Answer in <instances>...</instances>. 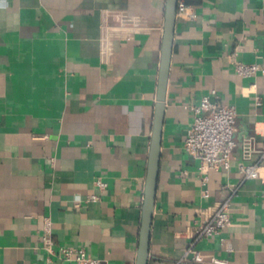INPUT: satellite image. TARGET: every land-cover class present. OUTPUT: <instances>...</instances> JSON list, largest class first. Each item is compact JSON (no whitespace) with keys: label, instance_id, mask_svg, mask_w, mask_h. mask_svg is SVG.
Wrapping results in <instances>:
<instances>
[{"label":"crops","instance_id":"obj_1","mask_svg":"<svg viewBox=\"0 0 264 264\" xmlns=\"http://www.w3.org/2000/svg\"><path fill=\"white\" fill-rule=\"evenodd\" d=\"M182 1L197 17L175 20L148 264L178 259L238 185L222 233L232 251L217 237L198 248L264 264V183H240L237 168L258 156L242 158L245 138L264 146V73L234 70L235 61L264 63V0ZM164 2L0 0V264H67L48 260L46 218L55 249L135 264ZM123 14L137 25L120 23ZM211 90L236 109V145L230 168L210 170L203 185L183 149L185 106Z\"/></svg>","mask_w":264,"mask_h":264},{"label":"built area","instance_id":"obj_2","mask_svg":"<svg viewBox=\"0 0 264 264\" xmlns=\"http://www.w3.org/2000/svg\"><path fill=\"white\" fill-rule=\"evenodd\" d=\"M176 17L186 20H194L196 13L182 0H178ZM119 22L130 26L137 25L125 14L121 15ZM106 23V22H105ZM105 24V29L107 28ZM104 54L108 52L106 35L104 34ZM235 73L240 77H250L258 72L264 73V63L234 62ZM256 104L259 98L256 97ZM192 114V120L186 130L183 149L198 160V171L203 185L208 181V172L212 169L227 171L230 168L232 150L236 145L233 133L236 130V109L232 105H225L218 101L216 90L204 94L192 104L186 105ZM243 159L252 158L257 153V158L250 164L240 162L237 166L242 175L241 182L248 179H256L264 183V146L257 149L254 137L250 136L241 142ZM96 185L104 189L105 182L96 180ZM239 185L228 196L221 200L213 211L193 229L191 238L186 244L182 255L171 262H153L152 264H229L228 258L216 256L213 253H205L198 248V243L207 238L217 237L226 253L232 251L231 245L222 236L223 231L230 225L231 198L236 193ZM207 190L204 189V193ZM99 196L91 194L89 201H97ZM43 248L47 252L48 260L56 258L67 264H104L102 260L86 254L83 248L60 247L55 249L51 239L50 222L46 218L43 225Z\"/></svg>","mask_w":264,"mask_h":264},{"label":"water","instance_id":"obj_3","mask_svg":"<svg viewBox=\"0 0 264 264\" xmlns=\"http://www.w3.org/2000/svg\"><path fill=\"white\" fill-rule=\"evenodd\" d=\"M178 0H165L160 54L156 81V101L154 104L152 128L147 154L146 175L144 180L141 219L135 264H148L150 226L154 211L155 192L160 159L162 124L165 111L166 87L172 53L176 8Z\"/></svg>","mask_w":264,"mask_h":264}]
</instances>
